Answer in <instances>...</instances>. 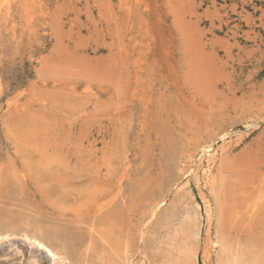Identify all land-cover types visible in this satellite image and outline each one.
Here are the masks:
<instances>
[{"label":"rangeland","instance_id":"374dc122","mask_svg":"<svg viewBox=\"0 0 264 264\" xmlns=\"http://www.w3.org/2000/svg\"><path fill=\"white\" fill-rule=\"evenodd\" d=\"M36 226L62 264L263 252L264 0H0V264H53Z\"/></svg>","mask_w":264,"mask_h":264},{"label":"bare ground","instance_id":"6f19581e","mask_svg":"<svg viewBox=\"0 0 264 264\" xmlns=\"http://www.w3.org/2000/svg\"><path fill=\"white\" fill-rule=\"evenodd\" d=\"M208 150L210 149V148H207ZM206 149V150H207ZM208 150H207V152H208ZM213 150V149H212ZM211 150V151H212ZM208 154V153H207ZM205 155H206V153H205ZM210 156V155H209ZM55 164V163H54ZM200 165V164H199ZM198 165V166H199ZM67 167V166H66ZM200 168V167H199ZM15 169V168H14ZM17 170V169H16ZM14 171V170H13ZM47 171V170H46ZM42 172V171H41ZM13 174H14V172H13ZM205 174V173H204ZM15 176V175H14ZM53 177V176H52ZM208 177V176H207ZM59 178H61V177H59ZM54 179H55V177H54ZM209 181V180H208ZM57 182V181H56ZM16 183V182H15ZM17 183H19V182H17ZM207 184V183H206ZM56 185V184H55ZM200 185V184H199ZM15 186H16V184H15ZM213 189V188H212ZM13 191V190H12ZM41 191V190H40ZM44 191V190H43ZM42 191V192H43ZM212 191V190H211ZM215 191V190H214ZM13 192H15V191H13ZM45 192V191H44ZM43 192V193H44ZM212 193V192H211ZM14 194V193H13ZM15 194H16V192H15ZM43 195V194H42ZM61 195V194H60ZM48 196V195H47ZM15 197V196H14ZM16 200V199H15ZM205 205H207V204H205ZM197 206V205H196ZM206 208H207V213L209 212V209H208V207L207 206H205ZM198 209V208H197ZM31 210V209H30ZM33 210V209H32ZM196 212V211H195ZM29 213V212H28ZM206 213V214H207ZM187 214V213H186ZM190 214H192L191 212H190ZM209 214V213H208ZM207 214V215H208ZM35 215V214H34ZM11 216V215H10ZM25 216V215H24ZM187 216V215H186ZM189 216H191V215H189ZM193 216V215H192ZM13 217V216H12ZM18 219V218H17ZM195 219H196V216H195ZM6 220V219H5ZM194 220V218L193 217H189L188 218V221L190 222V221H193ZM211 221V220H210ZM194 222V221H193ZM195 222H196V220H195ZM190 224V223H189ZM27 226V225H26ZM186 226V225H185ZM196 225H194V227H195ZM47 227V226H46ZM36 229H37V231L36 232H32V233H30L28 230H24L23 231V233H22V237H23V240L32 248H36L37 250H40V251H43L48 257H49V259H50V261L53 263V264H62V262H64V258H63V256L62 255H60V253L56 250V248H59V247H57L56 246V248L54 249L52 246H50V245H48L46 242H45V235H44V232L42 231V228L40 227V226H36ZM191 229H193V228H191ZM32 230V229H31ZM199 230V229H198ZM11 231H12V229H11ZM19 231H20V229H19ZM195 231L197 232V230L195 229ZM194 231V232H195ZM8 232V231H7ZM20 232H22V231H20ZM20 232L18 233V234H20ZM3 233H4V231H3ZM0 233V242L1 241H4L5 239H7V238H11V235H13V234H11V232H10V234L9 233ZM16 234V233H15ZM18 236V235H17ZM50 236V235H49ZM48 236V238H50ZM13 237V236H12ZM14 237H16V236H14ZM196 238V237H195ZM50 240V239H49ZM51 241V240H50ZM55 242V241H54ZM53 242V244H54V246H55V243ZM219 243V242H218ZM221 243V242H220ZM1 244V243H0ZM50 244V243H49ZM57 244V243H56ZM100 244H102L101 243V241H100ZM213 245H214V243H213ZM220 245V244H219ZM94 248V247H93ZM217 248V247H216ZM60 250V249H59ZM119 250H120V248H119ZM88 251V250H87ZM106 251V250H105ZM60 252H61V250H60ZM128 252V251H127ZM178 253V252H177ZM62 254V253H61ZM86 254V253H85ZM98 254V253H97ZM180 254V253H179ZM80 255V254H79ZM125 255V254H124ZM81 256V255H80ZM175 256H177V254L175 255ZM179 256V255H178ZM231 256H232V254H231ZM108 257V256H107ZM117 257V256H116ZM121 257L123 258V256L121 255ZM120 257V258H121ZM125 257V256H124ZM263 257H264V251L263 252H253V253H250V254H248L247 256H244V259L243 260H241V261H236V260H234V262H232V264H259V263H261V261L263 260ZM85 257H83V259H84ZM103 258H104V256H103ZM118 258V257H117ZM177 258V257H176ZM175 258V259H176ZM180 258V257H179ZM119 259V258H118ZM126 259V258H125ZM128 259H130V258H128ZM175 259H173V260H175ZM194 259V258H193ZM82 260V259H81ZM98 260V259H97ZM116 260V259H115ZM120 260V259H119ZM122 260V259H121ZM177 260H179L178 258H177ZM85 261V260H84ZM131 261V260H130ZM113 262V261H112ZM116 262H119V261H116ZM218 262V261H217ZM36 262H33V264H35ZM66 263V262H65ZM64 263V264H65ZM128 263V262H127ZM176 263V262H175ZM84 264V263H83ZM117 264H119V263H117ZM130 264V263H129ZM140 264V263H139ZM217 264H219V262L217 263ZM231 264V263H230Z\"/></svg>","mask_w":264,"mask_h":264}]
</instances>
